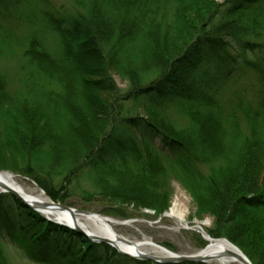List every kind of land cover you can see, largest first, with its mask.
<instances>
[{
    "label": "trees",
    "instance_id": "1",
    "mask_svg": "<svg viewBox=\"0 0 264 264\" xmlns=\"http://www.w3.org/2000/svg\"><path fill=\"white\" fill-rule=\"evenodd\" d=\"M25 13L46 27H34L26 45L22 90L0 71V169L70 207L81 190L104 206L95 212L118 219L143 209L161 216L174 176L196 218H212V238L264 264V0H0V30L13 18L30 25ZM167 104L186 125L169 122ZM4 238L33 264H161L119 254L0 193ZM0 264H13L1 242Z\"/></svg>",
    "mask_w": 264,
    "mask_h": 264
},
{
    "label": "rangeland",
    "instance_id": "2",
    "mask_svg": "<svg viewBox=\"0 0 264 264\" xmlns=\"http://www.w3.org/2000/svg\"><path fill=\"white\" fill-rule=\"evenodd\" d=\"M51 1L54 3V5L63 2V0ZM19 10L17 14L22 15L26 10V7H23L20 11ZM30 18V13L24 14V19H28L27 21L30 22V25L33 24V27H30V25L26 22L17 21L13 18V20L10 21L12 26L9 25L8 27L3 24V29L0 30V71L7 75L8 81L10 82V87L14 91L22 90V88L26 85L25 80L27 79L28 72L30 70L28 59L23 56V53L31 37V32L35 30L34 27H40L42 30H44V27H46L39 21H36V18H34V16L31 18V20ZM4 27L8 29L10 28L12 30V38L4 32ZM50 37L51 36L49 35L48 41L51 43L52 37ZM253 77L254 76L252 75L242 77L241 80L238 81L236 86L238 88H241L245 85V83L252 81L254 79ZM115 82L118 87L122 89L126 88L127 83L125 80H121L119 77L115 76ZM231 91L232 87L224 90L220 95L219 103H225L227 99L230 98ZM163 111L169 122H171L172 125L176 127L184 126L188 122L187 117L183 115L180 108L173 104H167L166 108ZM141 112L142 111H140V113ZM170 167L172 171L173 169L176 170L174 166ZM13 174L19 177V182L23 185L24 188H27L28 190H32V188L39 189V187L36 186L32 179H29L28 177H25L21 174ZM171 181L172 197L170 200V206L168 207L166 212L170 209V207H172L173 201L176 200L180 204L181 210H183V212L185 213V223L187 225L183 227L179 226L173 219L165 215L161 214V216L156 217L155 214H153L154 212L152 210L149 211L147 209H143L140 212L141 214L143 213L145 215H139L135 212V214L137 215L136 218L131 217L129 219H118L112 216H106L114 219L117 222H121L119 224L112 225L115 233L128 239L129 241H139L142 238H148L157 245L165 247L170 252L179 255H189V253L202 249V247H198L194 244V241L191 239L190 233L196 232L203 238L204 234H202L200 228L196 226V222L207 220L209 225H206L203 229L204 231H206L205 229L210 227L212 224V218L210 216H204L201 219L196 218V215L194 213V202H192L190 195L182 188V186L179 184V181H177L174 176L171 177ZM88 189L91 190L90 187H88ZM73 201L76 202V208H79V206L85 208L89 207L94 211H88L95 214H97V212H95L97 211V209L99 210L104 207L98 204V202L93 199H85L81 190H77L75 192V194L73 195ZM129 209L132 208L130 207ZM125 221H129V223L122 224V222ZM0 242L7 261H10L13 264H33L27 259V257H25L23 252L17 250L14 246L7 242L5 238ZM163 244L166 246H164ZM167 246L174 250L172 251ZM206 263L213 264L208 260H206Z\"/></svg>",
    "mask_w": 264,
    "mask_h": 264
},
{
    "label": "bare ground",
    "instance_id": "3",
    "mask_svg": "<svg viewBox=\"0 0 264 264\" xmlns=\"http://www.w3.org/2000/svg\"><path fill=\"white\" fill-rule=\"evenodd\" d=\"M0 182L9 188L15 189L17 193L27 199L30 204L43 202L47 199L46 195L41 192L40 188H32V190L24 188L19 182V177L11 172H0ZM40 212L43 217L49 218L53 221L55 220L68 226L77 225L86 233L110 239L116 248L119 250L121 249L129 254L143 252L147 255H154L160 258L169 256V253L165 248H162L148 238H142L139 241H131L129 245L118 241L117 237L120 235L115 233L112 225L119 224L121 222H117L112 218L106 221L99 216L95 217L89 214H76L71 216L67 211L57 208H43L40 209ZM165 214L167 217L173 219L179 226L183 227L187 225L185 223V213L183 210H181V206L176 200L173 201L172 207H170V209ZM206 225H209L207 220L196 222V226L200 228L202 234H204V237L206 236L208 239L206 243L207 245L203 249L189 253V255L197 254L203 256L213 264H239V262H237L232 256H226V254H224L227 251L235 252L236 250L233 248V246L222 239L212 240L208 233L203 230Z\"/></svg>",
    "mask_w": 264,
    "mask_h": 264
},
{
    "label": "water",
    "instance_id": "4",
    "mask_svg": "<svg viewBox=\"0 0 264 264\" xmlns=\"http://www.w3.org/2000/svg\"><path fill=\"white\" fill-rule=\"evenodd\" d=\"M0 172H6V173H10V171H6V170H0ZM42 193H44L46 195V193L44 192V190L42 189L41 190ZM0 193H7V194H11L14 198L20 200L21 202L24 203L25 206L29 207L30 209H34L35 211L40 212V209H43V208H57V209H60V210H63V211H67L71 216H74L76 214H80V215H86V214H89V215H92V216H99L101 218H103L104 220L108 221L109 217H106V216H103L99 213L95 214V213H92V212H89V211H84V210H81V209H77V208H72V207H69L68 205L66 204H61L57 201H53L50 197H48L46 195V200H44L43 202H37L36 204H30L28 202L27 199H25L23 196H20L19 193H17V191L13 188H9L8 186L4 185L3 183L0 182ZM162 215H166L165 213H162ZM46 218V217H45ZM50 221H53L49 218H46ZM55 221V220H54ZM129 221H133V220H129ZM129 221H125V222H122V224H125V223H129ZM56 223L60 224V225H63V226H67L68 228L70 229H73L75 231H77L78 233L82 234L85 236L86 239H89L95 243H98V242H101V243H105L107 245H110L112 248H115L117 250V252L119 254H123V255H126L128 256L129 258H135V259H139V260H149V261H155L157 263H183V262H205L206 263V260L207 258H204L203 256H200V255H187V254H184V255H179V254H176V253H172L170 251H168L165 247H162V248H165L168 253H169V256H166V257H163V258H160V257H156L154 255L150 256V255H147L143 252L141 253H134V254H129L123 250H119L118 248H116L114 246V244L112 243V241L110 239H106V238H103V237H100V236H96V235H93V234H89V233H86L82 228L78 227L77 225L76 226H68V225H64L58 221H55ZM117 237V236H116ZM204 240H208L206 238V236L204 237ZM212 239V238H211ZM216 239H222L228 243H230L233 248L236 250L235 252L233 251H227L225 252L224 254H226V256H232L237 262H239V264H252L251 261L248 259V257L245 255V253H243L239 248H237V246H235L233 243H231L229 240L225 239V238H216ZM216 239H212V240H216ZM117 240L118 241H121L123 242L124 244H127L129 245L131 240L129 241L128 239L122 237V236H119L117 237Z\"/></svg>",
    "mask_w": 264,
    "mask_h": 264
}]
</instances>
